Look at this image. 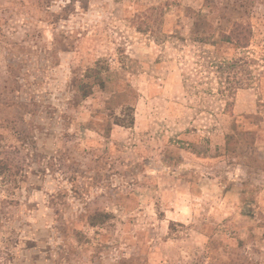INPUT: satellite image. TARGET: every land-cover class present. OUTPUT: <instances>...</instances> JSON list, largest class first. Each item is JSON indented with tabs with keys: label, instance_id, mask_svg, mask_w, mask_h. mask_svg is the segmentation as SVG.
<instances>
[{
	"label": "rangeland",
	"instance_id": "obj_1",
	"mask_svg": "<svg viewBox=\"0 0 264 264\" xmlns=\"http://www.w3.org/2000/svg\"><path fill=\"white\" fill-rule=\"evenodd\" d=\"M0 171V264H264V0H0Z\"/></svg>",
	"mask_w": 264,
	"mask_h": 264
},
{
	"label": "trees",
	"instance_id": "obj_2",
	"mask_svg": "<svg viewBox=\"0 0 264 264\" xmlns=\"http://www.w3.org/2000/svg\"><path fill=\"white\" fill-rule=\"evenodd\" d=\"M199 29H202L200 33H198ZM211 29L212 25L207 19V16L197 15L192 28V35H195L193 42L214 48L215 57H213L214 60L210 62L211 66L215 67L216 71L221 74L226 70V80L229 81L231 79L233 83L231 84L230 82L228 88L222 90L226 92L224 95L226 98L232 99L238 90L249 88L254 83L253 81L257 79L253 77L252 71L250 70L251 64L253 65L255 61L247 55L249 53L248 49L252 38V27L248 22L235 21L231 23L226 32L220 33L219 39L217 40L214 38V33ZM222 45H227L235 54L240 52L243 56L235 57V55H233L230 57H223L220 55L219 49ZM98 62L99 61H97V63ZM84 96L87 95L84 94Z\"/></svg>",
	"mask_w": 264,
	"mask_h": 264
},
{
	"label": "crops",
	"instance_id": "obj_3",
	"mask_svg": "<svg viewBox=\"0 0 264 264\" xmlns=\"http://www.w3.org/2000/svg\"><path fill=\"white\" fill-rule=\"evenodd\" d=\"M183 165L184 166H190V162H192L194 160V158L191 155H186L185 157H183ZM201 161H204L203 159ZM177 172L179 171V169H176ZM181 171V170H180Z\"/></svg>",
	"mask_w": 264,
	"mask_h": 264
}]
</instances>
